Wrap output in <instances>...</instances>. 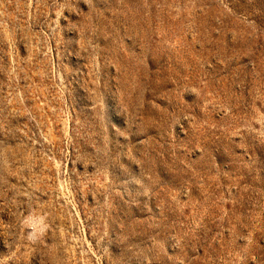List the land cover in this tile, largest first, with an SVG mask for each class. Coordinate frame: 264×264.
Returning <instances> with one entry per match:
<instances>
[{"label": "rangeland", "instance_id": "374dc122", "mask_svg": "<svg viewBox=\"0 0 264 264\" xmlns=\"http://www.w3.org/2000/svg\"><path fill=\"white\" fill-rule=\"evenodd\" d=\"M0 264H264V0H0Z\"/></svg>", "mask_w": 264, "mask_h": 264}]
</instances>
